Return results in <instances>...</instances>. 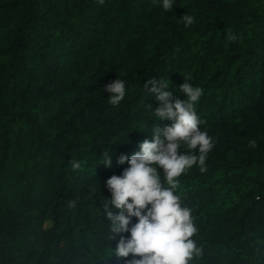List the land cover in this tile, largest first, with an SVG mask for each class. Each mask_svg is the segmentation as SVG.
Masks as SVG:
<instances>
[{
    "label": "trees",
    "instance_id": "obj_1",
    "mask_svg": "<svg viewBox=\"0 0 264 264\" xmlns=\"http://www.w3.org/2000/svg\"><path fill=\"white\" fill-rule=\"evenodd\" d=\"M117 77L127 94L112 105ZM187 77L214 140L178 187L202 248L190 264H264V0H0V264H125L106 181L172 123L143 85L184 99Z\"/></svg>",
    "mask_w": 264,
    "mask_h": 264
},
{
    "label": "clouds",
    "instance_id": "obj_2",
    "mask_svg": "<svg viewBox=\"0 0 264 264\" xmlns=\"http://www.w3.org/2000/svg\"><path fill=\"white\" fill-rule=\"evenodd\" d=\"M156 2L168 11L174 8L176 0ZM182 22L186 27L191 26L195 17L185 13ZM229 38L235 40L236 36ZM189 79L187 77L176 91L183 93L184 99L174 98L164 80L153 78L143 85L147 88L151 84L150 91L159 101L154 109L151 108L153 119H168L172 123L163 128L154 124L152 138L142 140L138 151L120 154L118 162H126L127 167L106 181L111 196L105 197V207L110 203L119 210H107L109 235L130 233L121 236L116 247L110 248L118 258H126L125 264H190L202 253L193 238L198 227L192 209L182 203L178 187L180 177L193 167L206 170V158L214 147V140L201 128L202 121L196 110L203 89L188 82ZM103 90L109 93V103L118 105L127 94L126 81L117 77L105 84ZM180 148L189 151L180 152ZM102 157L101 160L111 166L108 150ZM71 163L73 168L80 167L75 160ZM133 217L135 222H132Z\"/></svg>",
    "mask_w": 264,
    "mask_h": 264
}]
</instances>
